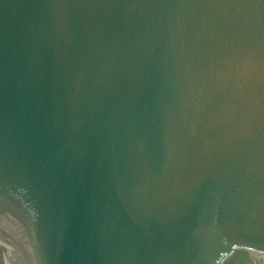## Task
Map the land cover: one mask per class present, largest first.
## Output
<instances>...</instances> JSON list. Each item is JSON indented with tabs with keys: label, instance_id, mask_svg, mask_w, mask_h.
<instances>
[{
	"label": "water",
	"instance_id": "95a60500",
	"mask_svg": "<svg viewBox=\"0 0 264 264\" xmlns=\"http://www.w3.org/2000/svg\"><path fill=\"white\" fill-rule=\"evenodd\" d=\"M0 264H264V0H0Z\"/></svg>",
	"mask_w": 264,
	"mask_h": 264
}]
</instances>
